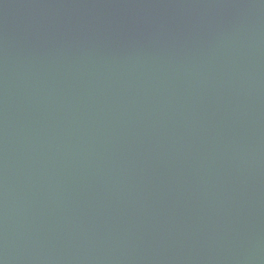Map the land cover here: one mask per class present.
I'll use <instances>...</instances> for the list:
<instances>
[{"label": "water", "instance_id": "95a60500", "mask_svg": "<svg viewBox=\"0 0 264 264\" xmlns=\"http://www.w3.org/2000/svg\"><path fill=\"white\" fill-rule=\"evenodd\" d=\"M0 264H264V0H0Z\"/></svg>", "mask_w": 264, "mask_h": 264}]
</instances>
